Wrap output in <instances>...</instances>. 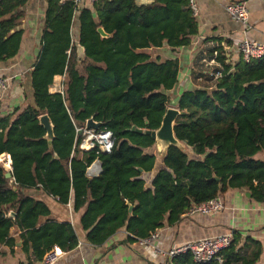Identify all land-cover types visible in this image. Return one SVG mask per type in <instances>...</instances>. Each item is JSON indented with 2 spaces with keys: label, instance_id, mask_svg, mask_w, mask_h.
<instances>
[{
  "label": "trees",
  "instance_id": "16d2710c",
  "mask_svg": "<svg viewBox=\"0 0 264 264\" xmlns=\"http://www.w3.org/2000/svg\"><path fill=\"white\" fill-rule=\"evenodd\" d=\"M27 1L0 0V63L21 50L20 10ZM74 18L77 42L70 36ZM197 34L189 0H153L141 7L134 0H98L89 8H76L70 0L48 1L41 56L28 77L30 92L22 93L27 105L0 115V158L9 164L3 155L10 157L13 177L10 183L0 164V247L9 244L15 226L25 231L24 249L36 261L53 247L70 252L78 245L70 224L37 228L50 211L26 195L28 189L42 190L82 213L80 229L95 247L121 231L126 244L147 239L228 191L245 190L264 205V57L228 64L220 47L209 52L210 59L217 51L222 77L211 91H182L175 101L180 114L173 131L186 152L170 147L159 160L155 141L145 134L160 127L170 100L166 93L178 81L177 61L153 58L150 50L176 52L189 47ZM57 76L64 77L62 94H50ZM43 115L53 126L51 144L40 123ZM90 119L100 124L97 132L112 134L109 154L98 147L79 150L84 135L77 130ZM96 160L102 172L88 178L86 171ZM158 162L162 167L147 184L146 175ZM239 240L233 232L220 262L206 264H254L260 244L247 239L237 249ZM168 264L198 263L188 253Z\"/></svg>",
  "mask_w": 264,
  "mask_h": 264
},
{
  "label": "crops",
  "instance_id": "0c3cea01",
  "mask_svg": "<svg viewBox=\"0 0 264 264\" xmlns=\"http://www.w3.org/2000/svg\"><path fill=\"white\" fill-rule=\"evenodd\" d=\"M48 1L28 0L20 10L24 14L19 25L23 32L21 50L14 59L0 63V77L10 80L8 90L0 96V115L17 107L25 109L27 105L22 93L30 92L28 77L41 56ZM193 1L198 10L195 16L198 34L192 39L191 45L176 52L168 48L150 50L153 58L177 61V84L173 90L166 93L173 97L170 109H177L175 101L182 91L213 89L214 83L209 81L205 73L214 69V66L208 67L203 63V60L210 56L211 50L220 47L227 63L230 64L240 60L237 45L243 40L264 45V0ZM239 1H243L248 10L247 30L243 25L232 21L224 10L227 5ZM134 3L137 7L148 6L153 0H134ZM90 5L87 0H83L79 8H89ZM70 36L72 41H78L76 18L71 25ZM56 78H59L58 82L55 81ZM55 79L52 84L55 90H51V86L50 94L59 93L57 90L63 88L64 77L57 76ZM156 157L162 160L157 152ZM7 160L10 164L8 158ZM0 163L6 171H10L11 166L9 167L5 159L0 158ZM160 167L162 166L158 162L155 171L146 175L147 184ZM25 194L43 202L50 211L48 217L40 219L37 228L45 224H70L78 235L77 247L70 252L62 251L63 256L56 264H166L159 251L166 252L174 245L233 232L240 235L237 249H241L247 239L260 244V255L254 264H264V205L253 202L245 190L228 191L220 196L223 209L216 214L184 215L179 223L159 229L158 240L152 247H143L139 243H124L126 239L124 231L118 232L100 247L91 246L85 241L84 233L79 226L82 213H73L70 204L62 205L42 190L28 189ZM23 234L25 231L16 226L10 229L9 244L0 247V264H41V261L34 260L30 249H24ZM246 252L249 254L250 250Z\"/></svg>",
  "mask_w": 264,
  "mask_h": 264
},
{
  "label": "built area",
  "instance_id": "2783aa9c",
  "mask_svg": "<svg viewBox=\"0 0 264 264\" xmlns=\"http://www.w3.org/2000/svg\"><path fill=\"white\" fill-rule=\"evenodd\" d=\"M73 2L76 8H79L83 0H70ZM90 4L97 2L98 0H87ZM189 7L195 17L198 13L197 6L193 0H189ZM225 13L227 16L234 22L243 25L246 30L248 29V10L243 1L231 3L225 8ZM237 51L240 57V61L248 63L252 60H258L264 57V45L251 42L248 40H243L237 45ZM217 51L213 52L212 58L203 60V63H206L207 66H214V69L205 73V76L215 83L218 79L222 77V68L216 62ZM10 86V80L8 78L0 77V96L4 94ZM63 88L60 87L57 91L62 94ZM84 137L86 139L82 141L79 145V150L87 152L95 147H98V150L101 154H109L114 140L112 134L108 131L97 132L96 130H86L85 128L81 129ZM86 144V145H85ZM86 176L88 178H95L98 176V171L96 168H93L91 165L87 171ZM223 209L222 202L219 198L212 199L206 203H203L199 206H196L189 210L186 216H193L196 214L200 215H213L220 212ZM159 233L158 230L151 233L147 239L140 240L137 243L143 247H152V245L158 240ZM232 242V233L217 235L214 237L201 238L197 240H191L182 244L172 246L168 251L161 252L159 254L164 257L167 264L174 257L191 254L194 262L198 264H206L212 261L220 262L219 255L227 250ZM158 252V251H157ZM63 256V252L57 248L53 247L44 255L41 264H56Z\"/></svg>",
  "mask_w": 264,
  "mask_h": 264
},
{
  "label": "water",
  "instance_id": "95a60500",
  "mask_svg": "<svg viewBox=\"0 0 264 264\" xmlns=\"http://www.w3.org/2000/svg\"><path fill=\"white\" fill-rule=\"evenodd\" d=\"M98 33L102 37L107 36L101 28L98 29ZM77 51H78L79 57L83 58L84 54H83L82 47L79 46ZM179 114L180 113H179L178 109H170L169 108V109H167L166 114L164 115L162 122L160 124V127L157 130L145 131V134L148 136H151L153 138V140L155 141V147L158 149L157 154L161 159L164 158L167 150L170 147H175V148L182 150V144L175 138L174 131H173L176 118L179 116ZM40 123L46 131V139L48 140L49 144H51V142L54 138V135H53V126H52V123H51L49 117L47 115L41 116L40 117ZM99 126H100V124L94 122L93 119H90L86 122L85 129L86 130H98ZM131 131L139 133V134L143 133L142 130H138L136 128H132ZM81 134H83L82 130H77V135H81ZM6 156L8 157V155H6ZM92 166H93V168L97 169L98 176H99L100 173L102 172L101 162L99 160H96L92 164ZM4 171H5V178L7 180H9L10 183H12L13 182L12 169H10V171H6L4 169ZM247 196L250 197L249 194ZM131 211H132V207L129 206V212H131ZM14 216H15L14 213H10V217L13 218Z\"/></svg>",
  "mask_w": 264,
  "mask_h": 264
},
{
  "label": "rangeland",
  "instance_id": "374dc122",
  "mask_svg": "<svg viewBox=\"0 0 264 264\" xmlns=\"http://www.w3.org/2000/svg\"><path fill=\"white\" fill-rule=\"evenodd\" d=\"M51 90H55V86H52V87H51ZM172 101H173V97L170 96V100H169V103H168V109L170 108V105H171L170 103H171ZM85 139H86V136L84 137V140H85ZM84 140H83V141H84ZM85 145H86V144H85ZM154 150L158 153V149H157L156 147L154 148ZM182 150L186 152L188 149H187L185 146L182 145ZM0 164H1V163H0Z\"/></svg>",
  "mask_w": 264,
  "mask_h": 264
},
{
  "label": "bare ground",
  "instance_id": "6f19581e",
  "mask_svg": "<svg viewBox=\"0 0 264 264\" xmlns=\"http://www.w3.org/2000/svg\"><path fill=\"white\" fill-rule=\"evenodd\" d=\"M58 80H59V78H56V79H55V81H56V82H58ZM5 157H7V156H5ZM7 158L9 159V161H10V164H11L10 157L8 156Z\"/></svg>",
  "mask_w": 264,
  "mask_h": 264
}]
</instances>
